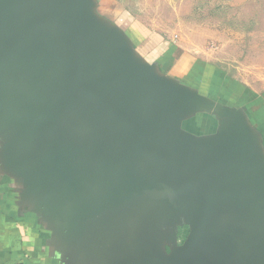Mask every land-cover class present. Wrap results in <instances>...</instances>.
Instances as JSON below:
<instances>
[{"label": "crops", "instance_id": "obj_1", "mask_svg": "<svg viewBox=\"0 0 264 264\" xmlns=\"http://www.w3.org/2000/svg\"><path fill=\"white\" fill-rule=\"evenodd\" d=\"M176 1L182 2L87 0L86 15L117 43L126 76L143 82L148 93L132 98L139 118L160 124L162 135L199 159L221 140L229 163L212 171L220 189L255 186L234 203L212 192L210 226L196 248L200 261L264 264V99L254 102L245 84L189 49L194 38L171 30L200 26ZM214 1L211 10L197 9L218 18L239 0ZM162 11L168 25L160 22ZM15 110L4 98L0 264H155L148 252L166 260L178 255L196 218L195 201L168 193L161 178L144 179L139 168L128 177L119 168L110 175L104 164L61 162L42 147L36 158Z\"/></svg>", "mask_w": 264, "mask_h": 264}, {"label": "water", "instance_id": "obj_2", "mask_svg": "<svg viewBox=\"0 0 264 264\" xmlns=\"http://www.w3.org/2000/svg\"><path fill=\"white\" fill-rule=\"evenodd\" d=\"M86 6L87 0H0V105L12 101L36 158L45 148L61 162L104 164L110 175L119 168L128 177L139 168L144 179L161 178L168 193L195 201L196 218L178 255L146 257L203 264L196 248L210 226L212 192L234 203L255 186L220 189L212 171L229 163L221 140L199 159L162 135L160 124L139 118L132 98L146 93L143 82L126 76L117 43L93 26Z\"/></svg>", "mask_w": 264, "mask_h": 264}, {"label": "rangeland", "instance_id": "obj_3", "mask_svg": "<svg viewBox=\"0 0 264 264\" xmlns=\"http://www.w3.org/2000/svg\"><path fill=\"white\" fill-rule=\"evenodd\" d=\"M174 3L179 4L187 19L199 20L200 26L171 27V30L194 38V42L188 44L190 50L196 52L197 56L212 60L235 82L245 84L254 102L261 104L258 101L264 99V0H239L233 5V10L216 12L218 18H214V12L207 10L212 3L216 4L214 0H182ZM222 5L224 2L221 1ZM204 6L207 9H197ZM160 14V22L168 25L164 12ZM202 20L206 21L203 26Z\"/></svg>", "mask_w": 264, "mask_h": 264}]
</instances>
